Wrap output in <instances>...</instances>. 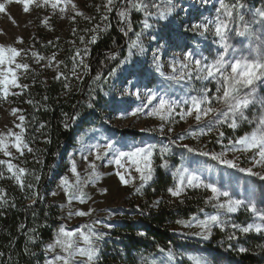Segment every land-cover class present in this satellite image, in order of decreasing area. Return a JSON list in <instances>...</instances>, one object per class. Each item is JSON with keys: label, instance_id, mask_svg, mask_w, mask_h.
Instances as JSON below:
<instances>
[{"label": "rangeland", "instance_id": "374dc122", "mask_svg": "<svg viewBox=\"0 0 264 264\" xmlns=\"http://www.w3.org/2000/svg\"><path fill=\"white\" fill-rule=\"evenodd\" d=\"M53 2H57L55 9L51 7ZM225 2L231 6L237 3V0H225ZM143 3L147 6L146 12L132 9L125 0H113L112 5H109L112 7L111 11L106 8L108 0H71V3L66 0H49L47 6L44 5V0H29V10L25 12L23 3L19 0H0V4L5 6V11L0 12V46L15 47L20 51L11 67L18 77V84L27 86L26 88L9 86L7 97H4L0 92V138L4 139L7 151L11 153L10 156H5L3 151H0V157L2 160H8L20 153L13 147L14 136L10 137L7 133L10 130L13 133H20L21 128L16 125H21L23 128V122L19 120V116L22 115L21 108L24 107L25 93L31 84L32 76L28 73L29 68L27 70L15 69V64L29 65L31 63L33 37L40 35L44 42L50 43L51 51L47 57L49 74L58 71L63 52L70 51L76 59L74 75L79 82L88 70L86 43L95 35L99 24L105 17L110 14H118L123 10H127L128 13H139L138 24L143 27L140 45L136 48L129 47L136 36L128 41L129 49L126 50L125 57L114 69V74L108 77L107 87L102 91L104 107H102L101 113H98L96 124L83 131L76 130L71 136V142L62 145L59 153L55 156L54 163L50 166L47 175L51 189L49 200L57 202L60 206L62 216L59 229L63 227L65 230H81L86 233L92 229L96 234L104 235L101 231L108 229L109 223L120 215L119 212H115L116 209H126L131 205H136L132 191L139 187L141 182L134 166L125 159L122 161L127 169L125 171V168H119L114 163H110L112 153L95 161L97 149L93 147L94 145H100L101 152L103 145L109 142L123 151H128L133 146L155 145L152 157L153 169L156 164L161 163L159 162L162 156L161 148L167 147L170 151L165 157L178 155L184 161L181 167H173L172 171L186 168L200 176L204 183L212 184L220 191L229 192L232 199L244 201L245 206H254L257 210L256 213L249 212L245 206L235 213L220 210L224 223L211 228L212 235L215 234L216 245H222L231 252H239L238 249L242 248L241 239L244 235L250 234L260 237L264 249V220L259 215L264 214V180L259 178L260 175H264V166L254 164L252 157L255 150L243 152L240 146L229 144L230 140L234 141L241 137H234L238 125L249 127V130L243 135L251 133L257 127L255 117L261 112L260 104L254 103L246 109L245 115L248 119L239 120L235 129L228 127L225 123L208 132L205 124L209 118L197 122L195 114L180 119L177 113L186 111L187 106L182 101L197 95L201 87H206L214 93L215 81L193 79L176 82L167 78L169 75L179 74V71L173 73L172 62L173 60H182L185 52H194L196 58L204 56L212 59L216 56L217 45L213 43L215 38L213 35L214 23L212 22L218 15H222V11L217 12L220 7L219 0H143ZM257 5L238 9L239 16L243 17V21H240L239 16H236L230 20L229 24V43L245 56L250 53L255 56L253 50L264 43V22L255 14L257 10H264V4ZM61 8L64 9L63 12L60 11ZM169 9H171L170 12ZM161 12L165 13L166 18H160L159 13ZM145 20L150 25L147 29L143 26ZM197 23L209 25L207 31L203 28L200 29L205 32L204 36L191 30L192 25ZM245 25L248 34L237 35V29H243ZM17 38H21L22 43H18ZM231 55L232 53L228 54V56ZM154 57L159 59L154 62ZM34 61L39 64L41 59L35 57ZM156 63L160 65V71L156 70ZM5 67L7 65H0V70ZM149 93L177 102V107L169 120L162 121L156 116L148 115L149 111L159 103L158 99L149 103L147 100ZM256 95L258 98H264V84L256 86ZM213 107L220 108L221 105L213 103ZM12 109H18V111L13 113ZM162 125L163 131H161ZM169 128L171 131H168ZM201 129L205 134H200ZM224 129L230 131L226 138L225 135L219 136V132ZM218 140L219 142H217ZM218 143L220 146H216ZM182 145H187L194 151L189 152L188 148ZM212 148H216L214 151L216 155L223 153V158L232 160L237 167L229 168L213 159L211 155L213 152L211 153L209 150ZM24 150L27 148L22 149V151ZM201 152H208L209 155H201ZM93 161L96 164L95 176L93 169L89 167ZM73 163L76 165V174H73L71 170ZM240 168H252L253 172L258 175L241 172ZM117 171L124 173L126 179L131 178V182L127 185L122 184L115 175ZM55 175L57 176L55 177ZM63 179H67L73 185L79 179L80 190L84 195L83 202L79 199L69 198L62 186ZM200 189L204 192L206 202L197 215L191 216L183 223L184 231L198 238H202V236L196 233L202 230L196 226L197 221L192 218L203 220L210 214H217V209L213 207V204L223 203L226 200L224 197L211 200V191L203 187ZM186 191L187 189L179 197H173L168 193L169 198L165 196V200H180ZM69 193L77 197L80 195V192L74 188L69 189ZM79 211L88 214L76 215ZM249 223L260 224L262 231L259 233L252 231L247 234L239 231V227L247 226ZM234 224L237 227L234 228ZM57 234L58 232L45 247L47 261L61 254L58 247L48 249V245L55 242ZM212 235L209 234V239L213 237ZM229 237L234 238L230 239ZM76 239L79 240L78 235ZM95 243L97 247L98 242ZM81 246H83L82 243ZM190 253L181 252L180 261L193 264L189 257H196L202 261V264H238L215 250L200 247L192 248ZM84 259L77 257L76 263ZM160 261L161 264H165L167 259L161 258Z\"/></svg>", "mask_w": 264, "mask_h": 264}, {"label": "trees", "instance_id": "16d2710c", "mask_svg": "<svg viewBox=\"0 0 264 264\" xmlns=\"http://www.w3.org/2000/svg\"><path fill=\"white\" fill-rule=\"evenodd\" d=\"M239 1L248 7L264 4L263 0ZM138 14L129 13L130 25L118 14H110L99 24L94 35L96 42L90 43L91 38L86 43L88 70L79 82L74 75L76 59L70 51L63 52L58 71L49 74L50 43L44 42L40 35L33 37L36 56L29 64L32 79L21 108L25 118L23 138L28 147L23 155L18 153L6 160L26 170L25 186L21 187L12 178L6 165H0V172L4 174L0 178V264H46L45 247L58 232L62 216L59 204L49 200L50 166L62 145L71 142L76 130L83 131L96 124L98 113L104 107L102 91L107 87L109 73L125 57L130 38L143 31ZM35 57L43 59L37 64ZM73 116L77 118L72 119ZM248 130V126L238 125L234 137ZM222 132L225 138L230 134L228 129ZM215 149L209 150L215 154ZM177 156L165 157L167 168L161 167L164 163L161 159L154 167L153 179L140 193H136L137 187L132 191L136 205L116 209L120 215L109 223L108 229L101 231L104 235L97 241L99 251L92 264H161V258L167 259L165 264H189L180 261L181 252L191 254L192 248L200 247L218 251L238 264H264L263 244L257 235H244L241 247L245 251L231 252L215 244L213 232H210L213 237L205 240L184 231L183 223L198 214L206 198L200 188H194L187 189L180 200H165V196L169 198L167 189L174 186L176 179L172 176L173 167L184 164ZM35 176L40 177L38 182ZM28 184L33 187L29 189Z\"/></svg>", "mask_w": 264, "mask_h": 264}, {"label": "snow or ice", "instance_id": "6c2138e0", "mask_svg": "<svg viewBox=\"0 0 264 264\" xmlns=\"http://www.w3.org/2000/svg\"><path fill=\"white\" fill-rule=\"evenodd\" d=\"M23 3L24 11L29 10V0H19ZM49 0H44V5L47 6ZM66 2L71 3V0H66ZM113 0H108V5L106 8L108 11L112 10ZM220 7L217 9V12L222 11V15H218L214 23V40L213 43L217 45V54L212 59L208 57L201 56L196 58L195 53L192 51L185 52L182 60H173V73L179 71L178 75H169L167 78L174 80L176 82L182 80L191 81L195 79L196 81H215L216 89L215 92H210L206 87H201L197 95H193L184 99L182 103L187 106L186 111H181L177 113L180 119H184L186 116H192L195 114V120L201 122L204 118H209L205 124L208 132H211L212 129L218 125H223L227 123L228 127L235 129L237 127L239 120H247L245 115V110L248 109L252 104L259 103L261 106L260 114L255 117L257 120V127L248 134H245L234 141L230 140L229 144L240 146L241 151L251 152L255 150V153L252 157L254 164H259L264 166V98H258L256 95V86L258 84H264V43L261 46H258L253 51L255 56L251 55L245 56L242 52L238 50L229 43L228 32L230 31V20L239 16L238 9L243 8L244 4L240 3L237 0V3L229 6L225 0H219ZM127 4L136 11L146 12L147 6L143 3V0H127ZM74 6V5H73ZM51 7L55 9L57 7V2H53ZM75 7V6H74ZM155 7V5H153ZM5 11L4 4H0V12ZM60 11H64L63 8ZM169 12L171 9L168 10ZM79 14V13H78ZM151 15L150 13H147ZM261 18V21L264 22V10H257L255 13ZM118 15L122 20H127L130 25L129 13L127 10L119 11ZM161 19L166 18L165 13H159ZM107 19V17H105ZM240 21H243V17L239 16ZM144 28L147 29L150 27L147 20L144 22ZM208 24H193L191 30L193 32H199L201 36L205 35L204 31H200L201 28L208 30ZM128 31H131L129 26ZM248 34L247 26L243 29H237V35L244 36ZM142 33H136V39L132 40L129 47L136 48L140 45V38ZM83 39V38H81ZM18 43H22L21 38H17ZM96 37L93 36L90 43H95ZM229 53H232L231 56H228ZM20 54V51L15 47H3L0 46V65H7L3 70H0V92H2L4 97L8 96V88L11 87H27L26 85L18 84V77L15 73V70L11 67L14 63L15 58ZM79 55V53H77ZM33 56H36V53H33ZM43 59V57H40ZM154 62L159 58L154 57ZM81 63L83 61L81 60ZM179 66L178 68L176 66ZM87 67V65H85ZM29 68L28 64L25 63H16L15 69H25ZM156 70L160 71V65L156 63ZM115 70L109 73V76L113 75ZM59 78V77H56ZM97 80L100 79L99 76L96 77ZM67 88L68 86L65 85ZM247 90V91H245ZM15 94V93H14ZM158 99L159 103L156 104L151 111H149V116H156L162 121H167L173 115L176 107V101H169L162 97H157L151 93L147 95V100L149 103H152L154 100ZM31 103V101H29ZM213 103H218L221 105L220 108L213 107ZM91 107V105H89ZM18 109H12V112H17ZM78 115V114H77ZM135 115V113H133ZM76 116H73L72 119H76ZM24 116L20 115L19 120L24 121ZM20 127V133H13L11 130L7 133L8 136L15 139L13 147H15L17 152H20L23 155V148H27L28 145L24 141L23 131L24 129L21 125H16ZM67 128L68 125L65 124ZM161 131H163V125L161 126ZM168 131H171L169 128ZM200 134H205L203 129H201ZM219 136L223 137L224 133L219 132ZM183 139V137H181ZM219 142V140L217 141ZM185 148H188L187 145H182ZM97 149L95 154V161L101 160L108 153H112L110 163H114L119 168H125V164L122 163L125 159L130 162V165L134 166V170L139 174L140 186L136 188V193H140L144 186L153 179V150L155 145H147L144 147H135L133 146L128 151H123L119 148H116L112 143H106L103 145V151L101 152L100 145H94ZM31 151V149H28ZM0 151H3L5 156H10L11 153L7 151V146L5 145L4 139L0 138ZM161 159L164 160L161 167H168V164L165 159V155L170 151L167 147L161 148ZM189 152L194 151L192 148H188ZM201 155H209L208 152H201ZM213 159L220 161L222 164L226 165L229 168H235L237 165L229 159L223 158V153L220 155L211 154ZM0 165H6L7 172L11 174L12 178L21 186L24 187V175L26 170L24 168H17L16 165L10 161L0 160ZM89 167L93 169V175H96L95 169L96 164L93 161L89 164ZM72 172L76 174V165L73 163ZM125 171L127 169L125 168ZM239 171L246 172L250 175H258L254 173L252 168H240ZM3 173L0 172V178H3ZM115 175L119 178L122 184H129L131 178L126 179L124 173L117 171ZM172 176L178 178L175 180L174 186L167 189L168 193L173 197H179L186 189L188 188H200L203 187L207 190H210L212 193L211 200H216L218 197L226 198L225 202H217L213 204V207L217 209V214H210L206 216L203 220H198L196 217H193L192 220H196V226L202 231L196 233L201 235L203 239L207 240L211 232V228L214 225H221L224 221L221 219L220 210H225L227 213H235L244 205V201L239 199H232L229 192L220 191L217 187L212 184L204 183L200 176L196 175L193 172H190L188 169H176L172 171ZM261 180H264V175H260ZM40 179L39 176H35V180L38 182ZM62 186L64 187L65 193L69 195L70 199H79L81 202L84 200L83 192L80 190V181L77 179L75 185L70 184L67 179L62 180ZM27 187L31 189L32 184H28ZM75 189L80 192V195L77 197L74 194L69 193V189ZM106 191V190H105ZM55 194V193H53ZM159 203V202H156ZM246 207V210L249 212L256 213L257 210L255 207ZM201 211H203L201 209ZM88 213L79 211L76 215L84 216ZM260 218L264 220V214H259ZM183 223V221H178ZM191 223V222H189ZM233 227H237L235 224ZM239 231L242 233H250L255 231L257 233L262 231L260 224H247V226L239 227ZM77 235L79 240L76 239ZM140 235H145L140 233ZM103 237L99 234H96L92 229L86 233L81 230L69 231L61 227L58 230L57 237L53 244L48 245V249L58 247L61 250V254L56 255L52 260L46 261V264H76V258L82 257L85 258L80 262V264H92V262L97 258L98 247H96V241L101 240ZM230 239L234 237H229ZM81 243L83 246H81ZM240 252H244V248L238 249ZM193 261V264H202V261L196 257H189Z\"/></svg>", "mask_w": 264, "mask_h": 264}]
</instances>
